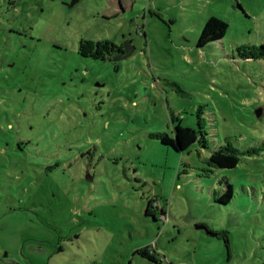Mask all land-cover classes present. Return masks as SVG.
I'll return each mask as SVG.
<instances>
[{
    "label": "rangeland",
    "instance_id": "374dc122",
    "mask_svg": "<svg viewBox=\"0 0 264 264\" xmlns=\"http://www.w3.org/2000/svg\"><path fill=\"white\" fill-rule=\"evenodd\" d=\"M262 44L264 0H0V264H264Z\"/></svg>",
    "mask_w": 264,
    "mask_h": 264
},
{
    "label": "trees",
    "instance_id": "16d2710c",
    "mask_svg": "<svg viewBox=\"0 0 264 264\" xmlns=\"http://www.w3.org/2000/svg\"><path fill=\"white\" fill-rule=\"evenodd\" d=\"M229 29V23L219 17L213 16L211 17L202 31L199 46L203 47L207 43L211 41H216L222 39L226 32ZM239 56L244 59L250 58H264V44L258 45H241L238 48ZM80 53L84 56L93 57L96 59H106L108 56H112L113 54H122V47L117 45L114 42L109 40L105 41H90V40H82L80 46ZM199 140L203 144V146H207V137L204 130H198ZM240 150L237 149L234 145H222L217 150H215L209 158L210 163L219 168H234L240 162ZM228 186L225 192L218 198V202L220 203H228L232 200L234 196V189L231 183H227ZM156 201L154 198L149 199L146 213L148 215H152L155 219H157V214L155 208H158ZM162 214H166L162 209ZM137 253L146 257L152 261L158 262L160 261L159 255L155 249H150L149 247H144L142 249L137 250Z\"/></svg>",
    "mask_w": 264,
    "mask_h": 264
},
{
    "label": "water",
    "instance_id": "95a60500",
    "mask_svg": "<svg viewBox=\"0 0 264 264\" xmlns=\"http://www.w3.org/2000/svg\"><path fill=\"white\" fill-rule=\"evenodd\" d=\"M134 51H135V46L132 45V42L131 41H127L125 43V45H124L123 53L120 54L119 56H117L115 59L116 60L126 59V58L130 57L134 53ZM198 228H204V229H206V227H204V226H198ZM207 231H208V233L210 235H213V236L216 235L215 233H213V232H211L209 230H207Z\"/></svg>",
    "mask_w": 264,
    "mask_h": 264
},
{
    "label": "flooded vegetation",
    "instance_id": "af4514ba",
    "mask_svg": "<svg viewBox=\"0 0 264 264\" xmlns=\"http://www.w3.org/2000/svg\"><path fill=\"white\" fill-rule=\"evenodd\" d=\"M122 47V53H123V50H124V46H121ZM114 55V54H113ZM120 54H115L114 56L117 57L119 56Z\"/></svg>",
    "mask_w": 264,
    "mask_h": 264
}]
</instances>
